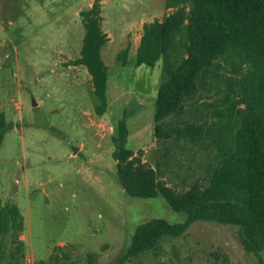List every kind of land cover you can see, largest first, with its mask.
Returning <instances> with one entry per match:
<instances>
[{"label":"rangeland","instance_id":"rangeland-1","mask_svg":"<svg viewBox=\"0 0 264 264\" xmlns=\"http://www.w3.org/2000/svg\"><path fill=\"white\" fill-rule=\"evenodd\" d=\"M94 0H0V199L23 217V264H52L62 248L75 264H115L135 229L152 219L180 223L161 197H128L116 178L113 137L124 120L126 148L155 169L176 191L204 180L209 151L160 156L153 135L154 103L161 62L135 66L142 25L171 10L165 0H99L101 49L108 69L106 112L98 105L79 58L84 29L80 13ZM127 49V65L116 60ZM220 93H203L197 120ZM194 116V117H193ZM157 256L144 254L124 264H264V254L246 252L236 227L195 222L180 237H165ZM61 262H64L61 260ZM66 262V261H65Z\"/></svg>","mask_w":264,"mask_h":264},{"label":"trees","instance_id":"trees-1","mask_svg":"<svg viewBox=\"0 0 264 264\" xmlns=\"http://www.w3.org/2000/svg\"><path fill=\"white\" fill-rule=\"evenodd\" d=\"M165 9L171 11L161 20L142 25L134 62L150 68L161 62L153 135L164 159L174 151L203 149L212 162L204 180L178 192L159 179V163L153 169L142 162L140 150L126 148V123H117L111 157L123 192L131 198L161 197L185 218L139 225L115 264L157 256L163 238L183 236L195 222L236 227L246 252L264 254V0H165ZM80 17L84 34L72 65L85 67L98 102L94 112L101 116L108 74L101 49L109 39L99 0ZM127 55L124 49L116 57L122 67ZM213 90L219 99L206 104L197 120L190 118L199 112L203 93ZM5 126L0 113V145ZM23 222L18 208L0 199V264H23ZM54 250L60 254L49 257L52 264H75L62 248ZM87 259L94 264L93 254Z\"/></svg>","mask_w":264,"mask_h":264}]
</instances>
